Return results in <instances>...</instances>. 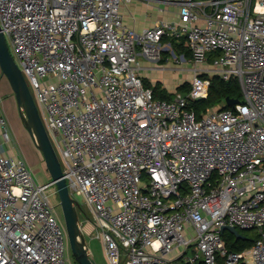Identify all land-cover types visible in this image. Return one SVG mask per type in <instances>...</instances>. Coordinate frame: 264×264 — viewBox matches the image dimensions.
<instances>
[{
	"label": "built area",
	"instance_id": "built-area-1",
	"mask_svg": "<svg viewBox=\"0 0 264 264\" xmlns=\"http://www.w3.org/2000/svg\"><path fill=\"white\" fill-rule=\"evenodd\" d=\"M128 1L0 0V29L70 195L83 196L109 264H264V0H144L179 16L141 31L123 22ZM165 34L183 36L190 60L207 64L170 101L138 74L140 53L156 61L170 46ZM202 74L237 78L242 100L197 119L187 98L205 97ZM10 142L0 109V264H69L47 194L54 182L38 183L21 155H7ZM223 225L259 237L229 251Z\"/></svg>",
	"mask_w": 264,
	"mask_h": 264
},
{
	"label": "water",
	"instance_id": "water-1",
	"mask_svg": "<svg viewBox=\"0 0 264 264\" xmlns=\"http://www.w3.org/2000/svg\"><path fill=\"white\" fill-rule=\"evenodd\" d=\"M0 71L10 84L15 96L20 120L32 138L36 148L41 152L45 166L54 182L59 197V205L64 219L67 243L72 255L79 264H96L86 243L78 216V201L69 193V189L62 173L61 162L50 140L48 131L43 123L39 109L30 91L25 76L10 52L7 40L0 29ZM203 96L199 97L201 99ZM240 102L227 99L225 103L234 107ZM228 230L238 238H244L241 231L229 225L220 227V231ZM186 264V262L184 263ZM195 264H199L196 262Z\"/></svg>",
	"mask_w": 264,
	"mask_h": 264
},
{
	"label": "rangeland",
	"instance_id": "rangeland-1",
	"mask_svg": "<svg viewBox=\"0 0 264 264\" xmlns=\"http://www.w3.org/2000/svg\"><path fill=\"white\" fill-rule=\"evenodd\" d=\"M10 52L12 53L14 59H15V54L13 51V48L10 44L9 38L6 37ZM165 46H168L166 44H163ZM163 51H168V56H163L164 54L161 52L160 59L156 60L158 62H162V59H165L166 63L168 65H171V69H174L176 73L179 74L180 78L183 80V82H189L191 84L192 78L196 71H199L198 69L200 67H207L206 63L200 64V63H194L191 60H186L184 57L182 58V55H177L171 48V46L164 47ZM165 57V58H164ZM140 59V57H139ZM139 74V73H138ZM203 75V74H202ZM208 75V74H207ZM139 76H141L139 74ZM25 79L28 83V86L30 88V91L33 95V98L35 102L37 103L36 100V95L33 87L30 84L29 78L25 76ZM144 79V78H142ZM175 94V93H173ZM186 95V93H184ZM0 109L3 112V115L6 119L7 126L11 135V140L13 137V141L17 143V148L20 151L27 167L29 168L31 174L35 178V180L38 183L44 184L48 183L51 181V176L45 166L43 157L41 155V152L36 148L35 144L32 141L31 136L25 129L22 121L20 120L17 105H16V100L15 96L11 90L10 84L7 80V78L3 75H1L0 71ZM50 137L54 143L55 151L56 154L61 162L62 167H64V160L62 157V154L56 146L55 141L53 139L52 134L50 133ZM13 146L12 143H5V152L7 155H14V152L12 151ZM48 198L50 203L54 207V213L61 224L62 227H64V219H63V214L61 207L59 205V197L58 193L56 191L55 185H51L49 187V190L47 192ZM74 198L78 201L79 203V208H78V216L79 219H85L86 214H88L91 217V213L88 209L87 204L84 202V198L82 195H74ZM87 241H88V247L92 253V257L95 261L96 264H109L105 258L104 250H103V245L102 242L99 238L93 237L90 238V236H86ZM194 248L189 247L187 250V254L192 256L194 255ZM66 256L68 258V263L69 264H79L74 256L71 253V250L68 246V243L66 245Z\"/></svg>",
	"mask_w": 264,
	"mask_h": 264
},
{
	"label": "trees",
	"instance_id": "trees-1",
	"mask_svg": "<svg viewBox=\"0 0 264 264\" xmlns=\"http://www.w3.org/2000/svg\"><path fill=\"white\" fill-rule=\"evenodd\" d=\"M161 43H169L172 50L178 56L183 55L186 60H190L192 58L190 50L185 45V38L183 36L174 37L165 34L161 38ZM162 53L164 54V56H168V51H162ZM202 77L208 78L210 81L205 97L201 99L187 98V109L192 110L197 119H200L202 115L206 113L210 108H231L225 103L227 99H236L239 101L242 100V91L237 78L224 80L218 75L209 76L207 74H203ZM143 83L146 87H150L152 89L154 99L170 101L174 98V94L172 92H169L159 81L152 83L147 79H143ZM190 88L191 84L184 81L176 87L175 92L182 93L184 95V93L187 94L190 91ZM86 217L91 218L88 214H86ZM239 230L244 235V238H238L228 230H224L221 232V236L229 251H241L245 248H248L249 246H251L253 241L259 237L256 229ZM198 262L199 264H203L202 261ZM219 263L221 264L222 261L220 260Z\"/></svg>",
	"mask_w": 264,
	"mask_h": 264
},
{
	"label": "crops",
	"instance_id": "crops-1",
	"mask_svg": "<svg viewBox=\"0 0 264 264\" xmlns=\"http://www.w3.org/2000/svg\"><path fill=\"white\" fill-rule=\"evenodd\" d=\"M120 12L124 24L133 27L136 31L151 27L157 22H174L179 16L178 7L176 5L161 2L152 3L144 0L128 1L122 5ZM138 66V73L142 78L152 83L156 81L161 82L169 92L174 93L176 87L183 82L179 74L176 73L174 69H171V65H168L165 59H162V62H158L140 53L138 55ZM10 143H12L13 148L11 149L14 154L21 155L18 150L19 147L17 148V143L13 141V137ZM88 219L89 218L86 217L80 220L86 243H88L86 236L89 235L90 238L95 237L92 222ZM89 253L92 255L90 249ZM174 254H176V252Z\"/></svg>",
	"mask_w": 264,
	"mask_h": 264
}]
</instances>
